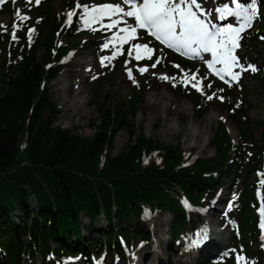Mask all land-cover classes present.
Here are the masks:
<instances>
[{
	"label": "trees",
	"instance_id": "obj_1",
	"mask_svg": "<svg viewBox=\"0 0 264 264\" xmlns=\"http://www.w3.org/2000/svg\"><path fill=\"white\" fill-rule=\"evenodd\" d=\"M31 9L33 16L16 28L15 40L12 32L1 31L0 27V264H22L24 256L33 259L37 253L42 264H56L55 260L68 256L90 263L93 256L103 252L122 256L120 240L148 242L152 237L141 224L145 208L152 213H172L170 232L177 238L188 225L181 199L191 206L203 205V200L215 196L226 180L231 191L242 182L237 191L242 198L232 208L237 222L232 242L246 248L244 239L257 235L253 191L264 179V115L255 123L260 140L246 152L243 141L252 137V124L243 108L246 94L242 87L236 90L215 79L201 85L202 91L192 84H175L174 88L194 104L199 117L212 103L222 105L240 134L234 143L225 125L219 123L211 139L214 154L196 157L189 164L191 155L185 156L178 143L164 144L146 137L142 128L137 130L133 116L145 92L141 84L132 87L130 97L115 103L110 96L94 93L90 106L99 116L90 121L93 135L82 136L56 125L62 110L50 99L45 84V80L57 76L61 56L78 45V38L57 46L55 34L62 16L55 15L52 0ZM262 11L264 14V5ZM78 26L75 20L70 29ZM32 27L38 30L29 34ZM261 37L264 22L246 36L245 57L257 64L259 75L254 76L264 92ZM100 38L92 37L97 41ZM40 49L43 53L39 56ZM156 60L154 54L149 65ZM256 60H261L260 64ZM168 62L161 67L174 74H178L174 65L188 64L171 53ZM209 95L213 96L211 100ZM120 131L127 133L129 143L113 155ZM240 165L243 170L239 174L236 170ZM82 217L87 218L86 223ZM255 253L264 258V249L258 248Z\"/></svg>",
	"mask_w": 264,
	"mask_h": 264
},
{
	"label": "rangeland",
	"instance_id": "obj_2",
	"mask_svg": "<svg viewBox=\"0 0 264 264\" xmlns=\"http://www.w3.org/2000/svg\"><path fill=\"white\" fill-rule=\"evenodd\" d=\"M115 2L117 3L118 0H52V7L54 8L56 16H63L66 10L75 12L70 25L64 21L63 17L59 32L55 34V42L57 46L62 47L67 44H71L75 37L78 38V45L71 46V48L67 50L63 59L58 63L62 67L57 76L52 80H45L50 99L57 103L62 110L58 116L56 125L63 126L68 130L76 131L78 134L85 137L92 136L94 133V127H92V123L90 121L99 116L97 109L94 106H90V100L94 97V93H100L102 96H110L111 103H115L118 99L130 97L132 87L134 85L137 86L141 84L144 86L145 92L138 105V110L133 116V121L137 130L142 128L146 137L159 139L164 144L178 143L185 156L192 155V159L196 157L208 158L214 154L211 139L214 136L217 125L219 123H223L231 140L236 143L240 137L238 128L233 120L230 119L228 112L222 105L212 103L209 105L205 114L199 117L194 109V104L187 97L182 96L178 90L174 88L175 84L180 82L193 84L200 81V85L207 83L209 78H207L208 75L205 73V66L201 59L195 58L194 60H188V64L179 67L174 65V68L178 70V74L171 73L167 69L161 67L165 64L169 65V53L163 46L156 45L154 49L152 44L147 41L146 37L139 36L141 33H137V38L128 40L127 43H123L119 40L113 42V36L120 33V31H117V27H102L100 23L96 22H92L90 27H86L84 20L87 19V16L84 15L83 8L76 7L77 3L91 6L102 5L105 3L114 4ZM238 2L247 6L250 4L251 0H238ZM203 3L205 9H212L216 6H222L225 3H227L229 7L235 9V4L232 0H215V4L213 3V0H203ZM261 3L264 5V0H257L256 7L258 15L252 21V26L246 28L245 31L241 33L242 39L240 40V47L236 50V55L241 58L240 62L245 66L249 64L248 58L245 57V48L247 44L246 36L255 32L260 22H264V14L262 11L263 5ZM35 4H37L35 3V0H32L31 3H27V0H15V3H13L11 0L10 8H8V2L0 4V25H3L1 28H5V30L9 32H13V29L23 25L26 20L21 21L15 15L16 10L19 9L21 15H27L28 19H30L33 16L30 6ZM216 15L218 16V14ZM112 19L121 20V16L118 15L112 17ZM209 19L211 18L209 17ZM75 20L79 22V26L75 29H70ZM123 20L132 21V19L128 17H123ZM110 22V20L103 19L104 25H108ZM213 22L216 24L220 23L221 26H224L227 23H232L234 26H238L242 21H237V19L232 16L228 17L227 20L221 21L215 19ZM33 29V32H37L38 27H33ZM103 35L104 37H101L100 41L92 39L93 36ZM105 43L109 44L107 48L103 47ZM138 43H147L154 51L152 53H148L141 50L139 54L142 58L136 59L137 50L134 49L133 45ZM76 51L81 52V55H86L88 57V65L91 66L90 75L82 83L84 90V102L80 113L76 111H69L70 105L68 107V105L63 103L61 99L63 97H69L73 90H71L68 94L59 92L58 96L54 91L56 87L55 83L59 76L64 77L62 84H68L67 79H65V76H68V65L65 63V59L74 55ZM130 52L131 55L129 54ZM42 53L43 49H40L38 53L39 56ZM113 53L117 54L114 58H111L113 57ZM153 54H158L157 59L160 60V63L155 67H152L151 65L150 68H148L146 66V62L150 61L148 57L153 56ZM102 57H110L111 59L105 60L104 63L101 64ZM260 61L261 60H256L259 64ZM142 67L147 68V71L141 73L139 69ZM129 68L132 70V79H129L128 76L127 70ZM233 71L238 72L240 70L239 68H234ZM247 72V74L246 72L241 74L238 82H232L231 85H229L236 90H240L241 86V89L246 94V103L243 105V108L245 107L244 109L248 112V123L252 124L250 127L252 137H247L246 140L243 141L245 143L244 149L246 152L252 150L254 141L260 140L259 129L255 123L256 120H261L264 115V92L257 78L254 76V74L259 75V70L256 72L249 70ZM164 76L168 77V79H163L162 77ZM193 76H195V79H192ZM159 92L165 93L170 96V99L172 98L174 100V103L176 104V111L179 112L180 115H177L175 112H165L164 110H162L157 117H151L149 115L147 99L152 95H157ZM206 115H211V119L209 121L204 120ZM171 122L175 127L173 129H170ZM192 124L197 126L204 124L206 126L207 133L202 135L198 140L186 137L182 128L184 126H191ZM128 140L127 133L125 131H120L114 141V147L111 151L112 154L116 155L126 149L129 143ZM24 143L25 141H23L22 144ZM242 166L243 165H240L239 169L236 170L237 173L242 172ZM252 180L253 176L250 175V181L252 182ZM240 186H242V182L239 183L236 191H231L230 181L226 180L224 186L219 190V199L214 206L213 203L216 200L214 199L211 202L212 199L206 197L203 202L204 205H207L198 211L191 208V206L186 207L189 215V224H195L197 228V224L200 223L202 219L204 222L211 219L213 229L216 231L221 229L223 231L222 233H219L224 235L219 236L223 244L217 241L219 250L216 252L214 247H210L209 251L213 249L216 254L219 253V255L213 257L212 261L210 259L208 260L207 256H205L206 253H209V251L204 250L205 247L202 249V251L204 250V255H202V251L194 253L193 250L191 251L193 256V258L191 257V262L185 261L187 256L185 254L181 255V246H183L185 238L191 236L193 240L201 233L195 231L188 233L192 230L189 228L188 224L182 230L179 237L172 238L170 232V220L172 218V213L167 211H158L154 214L150 213L144 216L145 219H143L141 223L152 232L150 241L141 243L142 240L140 239L128 240L127 244L129 247L127 248V252H124L122 256H116V252H106L105 254L101 253L92 257L90 263L80 257L78 259L67 257L65 260H55V262L56 264H136L139 260L140 251L142 252L145 250L146 253H149L148 255H151L152 258H154V253L156 254L157 250L155 245L159 242V239L163 238L162 250L164 248V251L167 253V258L164 260L165 264H198L197 256L204 257H202L201 264H208L209 262H212V264H252L251 261H254V258L258 262L257 264H264V258L256 257L255 253L256 249L264 247L262 246L264 245V236H262V233H259L258 235L255 234L253 238L246 237L244 239L246 249L239 244L233 246L232 240L237 227V222L236 219L233 218L232 208L242 198V194L237 193ZM260 189L261 186H256V189L253 191L254 193L260 194L256 199L257 209L252 210L254 218L256 215H260L259 208L261 203H264V190L262 191ZM230 199H232L231 202L229 201ZM228 202L229 206L227 207ZM205 212H207V215H204ZM83 222L86 223L87 218L84 217ZM218 227L220 229H218ZM258 231H256V233H258ZM214 234L216 235L218 232H214ZM238 256H243L244 259L238 262ZM22 264L42 263L37 253L33 259L24 257ZM253 264H255V262H253Z\"/></svg>",
	"mask_w": 264,
	"mask_h": 264
},
{
	"label": "snow or ice",
	"instance_id": "obj_3",
	"mask_svg": "<svg viewBox=\"0 0 264 264\" xmlns=\"http://www.w3.org/2000/svg\"><path fill=\"white\" fill-rule=\"evenodd\" d=\"M8 0H0V4L7 3ZM15 3V0H12ZM32 0H27L31 3ZM235 4V9L229 7L227 3L222 6H216L212 9H205L203 0H123V4L127 5V10L121 4H102V5H86L77 3V8H83L84 15L87 19L84 20L86 27H90L92 22L100 23L102 27L112 28L116 27L118 23H125L123 17L133 18L134 25L127 24L126 27L120 28L119 31L125 35L116 34L112 41L119 40L127 43L128 40L137 38V30L145 31L149 36L156 41L166 45L167 48L175 49L182 55H194L200 57L201 53H210L211 59L206 60L207 67L213 70L214 74L220 80L225 81L231 85L232 82H238L242 73L247 71L256 72L258 69L251 63L245 66L242 64L241 58L236 55V50L240 47L241 33L246 28L252 26V21L257 17L258 10L256 7L257 0H251L250 4L245 6L232 0ZM39 4L40 0H35ZM215 4V0H213ZM218 14V16L216 15ZM15 15L21 20H27V15H21L19 9L16 10ZM75 15L74 11L68 13L67 23H72V17ZM121 16V20L112 19L113 16ZM234 16L237 21H242L238 26L232 23H227L224 26H217L213 22L215 19L221 21L227 20L228 17ZM107 17L111 22L108 25L103 24V19ZM209 17L211 19H209ZM3 27V25H0ZM15 27V25H14ZM34 29H29V34ZM15 32L12 34V39H16ZM31 39V35H29ZM264 40V37H261ZM109 46L108 43L103 45L104 48ZM134 49L137 50L136 59H141L139 54L141 50L152 53L153 48L149 47L147 43L135 44ZM117 53H113L114 58ZM131 55V52L129 53ZM110 57H102L101 64L105 60H110ZM152 57L149 56L148 59ZM160 60L157 59L156 63ZM216 64L223 65L221 68H215ZM154 63L152 67H155ZM179 67V65H176ZM234 68H239L240 71H233ZM129 79H132V70H128ZM141 73L147 71V68H140ZM225 75L230 77V80H225ZM163 79H168L164 76ZM195 79V76L192 77ZM192 87L197 91H202L200 81L192 84ZM208 87H211L209 84ZM222 91V90H221ZM209 100L213 98L212 95L207 97ZM223 100V97H219ZM261 186H264V179L261 180ZM260 213V227L264 229V203H261L259 208ZM264 246V245H262ZM243 256H238V262L243 260Z\"/></svg>",
	"mask_w": 264,
	"mask_h": 264
},
{
	"label": "bare ground",
	"instance_id": "obj_4",
	"mask_svg": "<svg viewBox=\"0 0 264 264\" xmlns=\"http://www.w3.org/2000/svg\"><path fill=\"white\" fill-rule=\"evenodd\" d=\"M82 53L79 51H76L74 55L69 56L67 59H65V63L68 65L67 68V77L65 76V79H67L68 84H62L64 80L63 76H59V78L56 81V87L54 89L55 94L58 96L59 92L68 94L71 90H73L72 94L69 97H63L62 102L67 104L68 107L70 105L69 111H76L80 113L82 104L84 102L83 100V85L82 83L86 80V78L91 73V66L88 65V57L86 55H81ZM62 67V66H61ZM147 106L149 109V115L151 117H157L159 113L164 110L165 112H175L177 115H180L179 112L176 111V104L174 103V100L170 96L166 95L163 92H159L157 95H152L147 99ZM179 117V116H178ZM211 119V115H206L204 117L205 121H209ZM204 123V122H203ZM171 127H174V124L171 122ZM184 131L186 137H191L194 140H198L202 135L207 133L206 126L203 125H194L191 126H184L182 128ZM219 199H216V201L213 203V206L217 203ZM207 212L204 213V215ZM207 215V214H206ZM194 227L193 230H190L188 233L200 232L201 234L192 240L191 236L185 238V242L183 243L182 252L181 255H186L185 261L191 262V257L193 258L191 251L194 250L195 252H201L203 247L211 243L213 239H218L220 243L223 244V242L220 239L219 234L223 231L220 229L219 231L213 229L211 219L209 221L204 222L203 219L200 223L197 224ZM214 232H218V234H214ZM189 235V234H188ZM194 236V235H193ZM197 236V235H196ZM224 236V235H223ZM163 238L159 239L158 243L155 245L157 250L156 254L154 253V258H152L151 255H148L149 253L145 252L143 250L142 252H139V260L136 264H159L163 261V259L167 258V253L164 251L163 247Z\"/></svg>",
	"mask_w": 264,
	"mask_h": 264
}]
</instances>
